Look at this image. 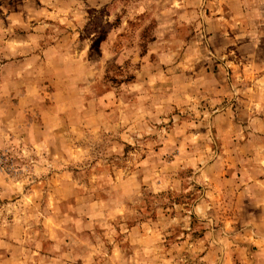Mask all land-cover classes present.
I'll return each mask as SVG.
<instances>
[{"label": "clouds", "instance_id": "9594fccd", "mask_svg": "<svg viewBox=\"0 0 264 264\" xmlns=\"http://www.w3.org/2000/svg\"><path fill=\"white\" fill-rule=\"evenodd\" d=\"M0 264H264V0H0Z\"/></svg>", "mask_w": 264, "mask_h": 264}]
</instances>
